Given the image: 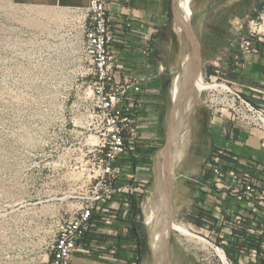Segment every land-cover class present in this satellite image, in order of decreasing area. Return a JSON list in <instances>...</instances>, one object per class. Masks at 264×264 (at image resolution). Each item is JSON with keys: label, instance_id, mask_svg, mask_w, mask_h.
I'll return each instance as SVG.
<instances>
[{"label": "rangeland", "instance_id": "obj_1", "mask_svg": "<svg viewBox=\"0 0 264 264\" xmlns=\"http://www.w3.org/2000/svg\"><path fill=\"white\" fill-rule=\"evenodd\" d=\"M259 2L264 5V0ZM190 7L193 11V0ZM79 25L69 10L37 13L15 0H0V264H49V249L60 226L78 213L100 172L101 136L94 117L97 98L92 94V76L86 71ZM256 27L264 43V23L260 20ZM193 36L200 47V76L206 82H221L205 74L208 63L203 43ZM173 52L176 62L167 99L160 109L155 107L158 113L151 118L152 128L143 134L146 155L137 176L143 174L144 179L142 185H134L138 190L132 194L138 193L136 209L147 239L142 264H152L143 205L154 187L155 159L167 143L172 80L183 70L185 48L180 36ZM205 90L199 91L188 115V129L179 140L180 159L200 142L193 122ZM173 219L189 228L174 213ZM193 241L204 249L208 246L171 230L173 264L178 255L185 258Z\"/></svg>", "mask_w": 264, "mask_h": 264}, {"label": "crops", "instance_id": "obj_2", "mask_svg": "<svg viewBox=\"0 0 264 264\" xmlns=\"http://www.w3.org/2000/svg\"><path fill=\"white\" fill-rule=\"evenodd\" d=\"M87 1L15 0L17 4L28 6L37 13L61 8L77 17L80 11L75 10L85 8ZM105 1L112 20V50L121 65L115 72V79L135 82L145 90L140 107L144 114L143 139V134L147 132L145 130L152 128L151 118L158 113L155 107L160 109L165 104L167 87L175 68L173 49L177 46L179 35L173 18V0ZM261 7L259 0H193L194 18L193 23L190 19V24L195 37L198 41L202 40L207 56L205 74H208L209 68L211 78H223L236 90L246 94L264 93V43L256 42L259 45L256 53L242 52L240 38L246 30L239 28V25L244 27L249 17L257 15ZM198 56L200 60V47ZM205 89L199 96L193 122L195 136L200 138V142L193 149L189 148L176 165L171 204L177 219L186 220L189 230L214 239L215 231L221 228V224L209 218V209L213 204L228 208L233 204L225 202L216 193L209 182L205 160L216 150L236 154L247 161L254 178L264 181L261 171L264 147L260 146L264 140V130L231 119L229 110L221 103L219 89ZM142 145L138 148V170L144 168L142 158L146 155V148ZM192 177L198 178L199 182L191 181ZM136 179H139L138 185H142L143 174ZM135 195L138 193L126 200L124 194L119 193L116 199L107 203V211L98 221L92 241L95 247H102L104 257L77 254L72 257L71 264H142L144 253L139 252L133 236V229L141 230V226L136 228L139 216L132 201ZM196 220L202 223L198 225ZM198 243L193 241L185 258L178 255L175 264H213L210 259H201L208 255L210 249L208 246L204 249Z\"/></svg>", "mask_w": 264, "mask_h": 264}, {"label": "built area", "instance_id": "obj_3", "mask_svg": "<svg viewBox=\"0 0 264 264\" xmlns=\"http://www.w3.org/2000/svg\"><path fill=\"white\" fill-rule=\"evenodd\" d=\"M77 11H80L77 18L81 48L88 64L86 71L92 76V94L97 98L94 117L101 136L97 162L100 172L78 213L60 226L49 249V264H71L77 254L104 257L102 247H95L92 241L107 203L119 193L127 200L138 190L134 186L138 185L135 182L138 164L132 160L138 162L140 158L137 148L142 145L144 114L140 107L144 87L124 78L115 79L121 65L112 50L114 36L106 1L88 0L85 8ZM260 20L264 23V5L248 20L249 30L240 38L242 52H258L257 43L262 42V36L256 25ZM239 28L244 27L241 24ZM217 87L231 119L264 130L263 92L243 93L223 78ZM260 146L264 147V140ZM205 166L216 193L233 205L228 208L213 204L209 209V218L220 222L221 228L215 231L214 239L202 236L210 252L201 259H210L213 264H264V181L251 175L246 160L223 150L213 152L205 160ZM261 171L264 176V164ZM190 179L199 182L198 178Z\"/></svg>", "mask_w": 264, "mask_h": 264}, {"label": "bare ground", "instance_id": "obj_4", "mask_svg": "<svg viewBox=\"0 0 264 264\" xmlns=\"http://www.w3.org/2000/svg\"><path fill=\"white\" fill-rule=\"evenodd\" d=\"M192 0H177L176 8L179 23L176 30L184 44L185 55L183 70L174 76L171 86L172 113L166 147L160 152L153 168L154 187L143 205L144 221L148 227L149 245L152 264H173L169 253V236L175 230L189 238H198L206 242L202 236L190 231L187 227L173 219L171 204L172 182L174 170L180 154L179 140L184 137L188 126V115L199 91L214 88L218 82H206L200 76L198 46L190 26ZM175 27V26H174ZM261 31L264 32L262 29ZM192 72V73H191ZM192 81V89L190 87ZM188 129V128H187Z\"/></svg>", "mask_w": 264, "mask_h": 264}, {"label": "trees", "instance_id": "obj_5", "mask_svg": "<svg viewBox=\"0 0 264 264\" xmlns=\"http://www.w3.org/2000/svg\"><path fill=\"white\" fill-rule=\"evenodd\" d=\"M169 17H170V19L172 18V11H171V9H170V12H169ZM207 73L209 75L210 73H212V71L208 68L207 69ZM138 162H139V160H138ZM138 162L135 159L132 160V163L133 164H135V163L138 164ZM132 201H133L134 210L138 214V211L136 209L138 200L136 201V199H133ZM196 223L198 225H200L202 222H200L199 220H196ZM140 226H141V230H135V229H133V236L135 237V239L137 241V246H138L139 252L140 253H144L145 248H146V245H147V239H146L145 231H144V228L142 226L141 220H139L138 221V224H136V228L138 229V228H140Z\"/></svg>", "mask_w": 264, "mask_h": 264}, {"label": "water", "instance_id": "obj_6", "mask_svg": "<svg viewBox=\"0 0 264 264\" xmlns=\"http://www.w3.org/2000/svg\"><path fill=\"white\" fill-rule=\"evenodd\" d=\"M176 1L177 0H173V14H174V22L176 23V24H178L179 23V19H178V12H177V8H176ZM190 87H191V89H192V87H193V85H192V81L190 80Z\"/></svg>", "mask_w": 264, "mask_h": 264}]
</instances>
